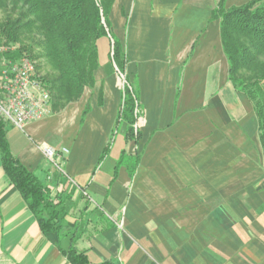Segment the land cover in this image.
<instances>
[{"label": "crops", "instance_id": "0c3cea01", "mask_svg": "<svg viewBox=\"0 0 264 264\" xmlns=\"http://www.w3.org/2000/svg\"><path fill=\"white\" fill-rule=\"evenodd\" d=\"M218 2L113 1L111 31L142 110L136 140L121 122L101 159L122 99L108 36L78 100L22 130L7 123L13 154L69 212L61 233H43L0 159V264H71V236L93 263L264 264L263 149L253 104L228 78ZM45 147L67 149L63 172ZM122 152L139 155L132 176L117 167Z\"/></svg>", "mask_w": 264, "mask_h": 264}, {"label": "trees", "instance_id": "16d2710c", "mask_svg": "<svg viewBox=\"0 0 264 264\" xmlns=\"http://www.w3.org/2000/svg\"><path fill=\"white\" fill-rule=\"evenodd\" d=\"M114 0H0V10L6 15L0 20V70L2 59H18L23 54L37 62L38 72L49 89L51 107L58 111L80 98L85 87L95 83L98 68L97 41L110 35L111 59L125 74L127 57L121 44L112 34L108 15ZM219 0L212 10V18L220 19L223 52L228 62V78L253 104L258 121L259 140L264 155V0H248L225 7ZM41 69V70H40ZM122 99L115 127L104 152L109 149L113 135L121 122H126V141L136 140L139 129L134 128V109L140 106L137 90L125 74ZM85 108L83 115L87 112ZM7 123L0 116V159L5 175L16 187L43 233L63 231L67 210L60 195L53 196L48 185L38 180L13 154L7 135ZM139 155L120 154L117 167L125 164L129 176L135 172ZM74 227V222H67ZM76 228V227H75ZM71 236L63 251L71 264H117L113 261L93 263L87 250H79Z\"/></svg>", "mask_w": 264, "mask_h": 264}, {"label": "built area", "instance_id": "2783aa9c", "mask_svg": "<svg viewBox=\"0 0 264 264\" xmlns=\"http://www.w3.org/2000/svg\"><path fill=\"white\" fill-rule=\"evenodd\" d=\"M0 49L12 51L15 48L1 46ZM29 60L30 58L25 54L18 59L4 58L0 70V116L6 123L20 130L27 123L43 119L53 113L47 83L31 72ZM114 68L121 80L122 90L128 83L115 64ZM134 115L137 117L134 128L139 129L138 122L142 116L141 107L136 105ZM65 153H67L65 148L60 153L49 147L43 149L44 156L61 172H63L61 163Z\"/></svg>", "mask_w": 264, "mask_h": 264}, {"label": "rangeland", "instance_id": "374dc122", "mask_svg": "<svg viewBox=\"0 0 264 264\" xmlns=\"http://www.w3.org/2000/svg\"><path fill=\"white\" fill-rule=\"evenodd\" d=\"M6 15V11L5 10H0V20H3V18H4V16ZM109 38H111L110 37V35H107ZM111 40H112V38H111ZM110 53H111V56H112V46H111V51H110ZM31 60H33V59H31ZM33 62H34V64H35V67H36V69H37V62L39 63L40 61H36V60H33ZM116 66V65H115ZM113 67H114V62H113ZM42 69V71H40V72H38V70H37V72L40 74V77H42V75L44 74V72L46 73V69L44 68H41ZM40 69V70H41ZM114 70H115V68H114ZM116 72V71H115ZM124 76H125V74H124ZM69 210V209H68ZM67 212H69V211H67ZM71 213V212H70ZM77 216V215H76Z\"/></svg>", "mask_w": 264, "mask_h": 264}, {"label": "bare ground", "instance_id": "6f19581e", "mask_svg": "<svg viewBox=\"0 0 264 264\" xmlns=\"http://www.w3.org/2000/svg\"><path fill=\"white\" fill-rule=\"evenodd\" d=\"M13 48V47H12ZM29 68H31V72L33 73V74H35V76H37V78H40L41 79V77H40V74L37 72V70H36V67H35V64H34V62H33V60H29ZM50 106H51V99H50Z\"/></svg>", "mask_w": 264, "mask_h": 264}]
</instances>
